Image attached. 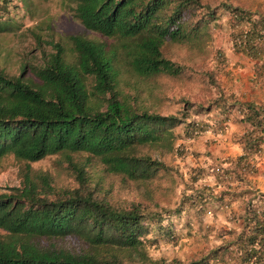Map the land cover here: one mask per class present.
<instances>
[{"label": "trees", "instance_id": "obj_1", "mask_svg": "<svg viewBox=\"0 0 264 264\" xmlns=\"http://www.w3.org/2000/svg\"><path fill=\"white\" fill-rule=\"evenodd\" d=\"M1 1V5L9 2ZM64 2L86 29L115 42L72 32L71 54L54 43V50L32 66L31 76H25L26 63L13 75L0 68V159L12 154L25 162L20 183L0 192V264H211L210 259L264 264V191L259 188L230 192L227 203L241 197L239 229L229 228V238L201 257L183 262L177 257L150 258L141 252L143 240L172 238V221L166 216L180 214L190 205L223 201L225 192L184 190L179 204L162 212L145 200L113 199L104 179V171L123 179H152L168 165L145 148L170 150L174 128L184 122L187 135L198 130L197 122L184 120L186 114L147 108L137 92L120 86L123 72L140 78L183 75L186 66L165 55L164 44L182 42L202 48L223 10L230 16L233 50L262 59L264 11L231 0L220 6L202 0ZM215 58L223 68L225 55L220 48ZM229 96L220 105L224 109L236 105L248 123L239 136L243 152L226 157L242 178L256 171L253 158L264 139V106L239 100L234 92ZM227 101L231 103L226 106ZM53 153L65 154L74 176L72 186L57 185L47 172L32 169L30 162ZM94 160L101 165L98 170ZM217 169L222 171L216 174L218 182L225 171L234 172ZM133 253L139 258L134 259Z\"/></svg>", "mask_w": 264, "mask_h": 264}, {"label": "rangeland", "instance_id": "obj_2", "mask_svg": "<svg viewBox=\"0 0 264 264\" xmlns=\"http://www.w3.org/2000/svg\"><path fill=\"white\" fill-rule=\"evenodd\" d=\"M202 1L220 6L225 0ZM231 1L264 11V0ZM1 4L0 0V12L6 13L0 16V68L10 75L20 73L26 63L25 76H31L32 66L41 63L54 50V43H60L69 56L68 38L72 32L107 44L115 42V38L86 29L64 0H9L6 5ZM229 17L226 10L221 12L217 24H211L210 35L202 48L182 42L167 41L164 44L165 55L186 66L183 75L173 77L160 74L140 78L124 71L120 80V86L129 93L137 92L139 100L151 111L178 116L186 114L184 120L197 122L198 130L187 135L184 122L174 128L175 137L170 150H165L163 146L160 149L145 148L149 154L168 165L166 171L152 179L135 181L104 171L105 182L112 188L111 197L122 203L145 200L154 210L164 212L179 204L184 190H211L217 194L225 192L223 201L213 199L202 207L190 205L183 208L180 214L166 216L165 220L172 221L174 236L158 237L153 241L144 239L141 252L150 258L177 257L188 262L201 257L212 246L231 236L227 232L229 228L239 229L240 219L237 215L242 207L241 197L236 196L227 203L230 192H240L248 187L258 188L250 175L245 174L244 179L238 177L239 171L233 170L234 163L226 159L227 156L235 158L234 153L239 146L237 142H240L239 132L244 126L248 128V123H241L236 115V105L227 108L231 103L227 101L224 109L219 103L223 97H230V84L225 72L230 63L229 55L235 51L232 48ZM218 48L225 55L223 68L215 58ZM228 118L231 124L226 122ZM78 156L75 158L78 159ZM65 158V154L53 153L30 162V165L34 171L47 172L53 183L72 186L75 184L74 176ZM220 166L234 172L225 171L218 182L216 174L222 173L217 169ZM24 167L25 162L12 154L0 159V192L9 191L20 183ZM94 167L98 170L101 165L97 163ZM133 256L134 259L139 258L136 253ZM210 262L224 264L222 260L210 259Z\"/></svg>", "mask_w": 264, "mask_h": 264}, {"label": "crops", "instance_id": "obj_3", "mask_svg": "<svg viewBox=\"0 0 264 264\" xmlns=\"http://www.w3.org/2000/svg\"><path fill=\"white\" fill-rule=\"evenodd\" d=\"M229 58L230 63L227 65L225 72V75H227L226 79H229V91L234 92L239 100H251L256 104L264 106V57L262 59L252 58L242 52L235 51L234 54L229 55ZM232 110H235V108ZM236 115L241 119L242 114L239 110H237ZM229 119L226 122L231 124L232 122ZM234 120L236 121V118ZM240 122L246 124V121L243 119ZM246 129V126H244L239 134L243 133ZM237 144L239 146L234 153L235 155L243 152L241 143L237 142ZM225 153L229 154V151L225 150ZM253 162L256 171L250 176L254 180V183H257L256 186L264 191V139L261 143L260 153L254 155Z\"/></svg>", "mask_w": 264, "mask_h": 264}, {"label": "clouds", "instance_id": "obj_4", "mask_svg": "<svg viewBox=\"0 0 264 264\" xmlns=\"http://www.w3.org/2000/svg\"><path fill=\"white\" fill-rule=\"evenodd\" d=\"M5 13H6V12H4V13H3V12H0V16H3V15H5Z\"/></svg>", "mask_w": 264, "mask_h": 264}]
</instances>
